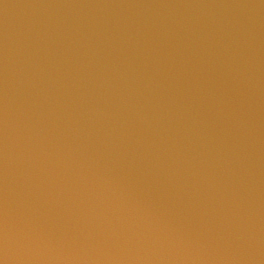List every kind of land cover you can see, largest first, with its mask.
<instances>
[{"label":"water","instance_id":"95a60500","mask_svg":"<svg viewBox=\"0 0 264 264\" xmlns=\"http://www.w3.org/2000/svg\"><path fill=\"white\" fill-rule=\"evenodd\" d=\"M0 264H264V0H0Z\"/></svg>","mask_w":264,"mask_h":264}]
</instances>
